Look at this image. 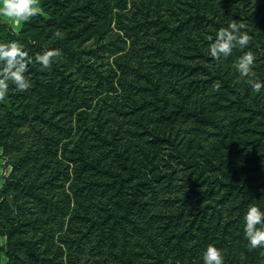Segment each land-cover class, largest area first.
I'll return each mask as SVG.
<instances>
[{
    "label": "trees",
    "instance_id": "trees-1",
    "mask_svg": "<svg viewBox=\"0 0 264 264\" xmlns=\"http://www.w3.org/2000/svg\"><path fill=\"white\" fill-rule=\"evenodd\" d=\"M37 2L0 19V40L60 50L0 102V264H203L264 195V88L235 69L250 49L264 81V0ZM232 20L252 39L213 59Z\"/></svg>",
    "mask_w": 264,
    "mask_h": 264
},
{
    "label": "clouds",
    "instance_id": "clouds-1",
    "mask_svg": "<svg viewBox=\"0 0 264 264\" xmlns=\"http://www.w3.org/2000/svg\"><path fill=\"white\" fill-rule=\"evenodd\" d=\"M40 11L37 0H0V19L19 23L30 20ZM244 28V24L235 20L230 21L227 26L220 27L214 39L211 36L208 37L209 55L213 59L221 60L229 57L234 48L244 49L248 46L252 37L243 30ZM54 36L60 38L63 33L57 30ZM59 55L60 50L54 48L32 55L18 40H0V102L6 99L10 83L21 91L31 86V80L26 75L29 65L37 64L42 69H47L52 64L53 58ZM254 61L255 55L249 49L235 61V69L240 77L246 78L251 90L259 93L264 88V81L252 78ZM243 221L248 247L264 249V208L257 204H250L244 213ZM201 256L203 264H224L223 251L215 244L209 243Z\"/></svg>",
    "mask_w": 264,
    "mask_h": 264
},
{
    "label": "rangeland",
    "instance_id": "rangeland-1",
    "mask_svg": "<svg viewBox=\"0 0 264 264\" xmlns=\"http://www.w3.org/2000/svg\"><path fill=\"white\" fill-rule=\"evenodd\" d=\"M22 25V24H21ZM15 26L19 29L22 26ZM114 26V23L112 24ZM109 60V59H108ZM9 171L8 164L6 162V158L2 155V151L0 148V187L2 185L4 177L7 175ZM260 189L264 190V186H260ZM259 189V190H260ZM256 190V188H254ZM258 194L256 197L250 202L247 203L246 205V210L250 204H257L264 208V195L260 193V191L257 192ZM196 203L191 204V210H195L196 208L194 207ZM220 237L222 235L217 232L214 234V238H208L205 240L204 245L202 248L203 250L206 248V246L209 243L215 244L218 248L222 249L223 254H224V261L226 260L227 264H233L232 260L238 259L241 264H264V249L257 247L255 249H250L247 244V238L244 235V230L243 232H239L236 237L232 238V235H229V237H224V242L222 243L223 245H220ZM200 241L198 240H193L188 244H193L195 242Z\"/></svg>",
    "mask_w": 264,
    "mask_h": 264
},
{
    "label": "crops",
    "instance_id": "crops-1",
    "mask_svg": "<svg viewBox=\"0 0 264 264\" xmlns=\"http://www.w3.org/2000/svg\"><path fill=\"white\" fill-rule=\"evenodd\" d=\"M6 20V19H5ZM10 23V25L14 28V29H18L17 27L20 26L22 24L23 21H20L19 23H16L14 21H10V20H6ZM17 26V27H15ZM22 26V25H21ZM20 28V27H19Z\"/></svg>",
    "mask_w": 264,
    "mask_h": 264
}]
</instances>
